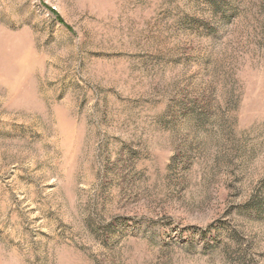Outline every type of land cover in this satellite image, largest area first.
<instances>
[{"label":"rangeland","instance_id":"rangeland-1","mask_svg":"<svg viewBox=\"0 0 264 264\" xmlns=\"http://www.w3.org/2000/svg\"><path fill=\"white\" fill-rule=\"evenodd\" d=\"M0 264H264V0H0Z\"/></svg>","mask_w":264,"mask_h":264}]
</instances>
